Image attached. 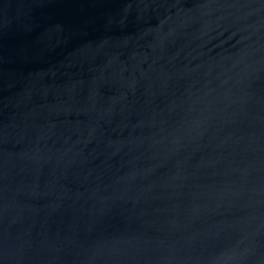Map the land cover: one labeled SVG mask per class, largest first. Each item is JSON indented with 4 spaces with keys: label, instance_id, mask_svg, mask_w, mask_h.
Wrapping results in <instances>:
<instances>
[{
    "label": "water",
    "instance_id": "obj_1",
    "mask_svg": "<svg viewBox=\"0 0 264 264\" xmlns=\"http://www.w3.org/2000/svg\"><path fill=\"white\" fill-rule=\"evenodd\" d=\"M0 264H264V0H0Z\"/></svg>",
    "mask_w": 264,
    "mask_h": 264
}]
</instances>
